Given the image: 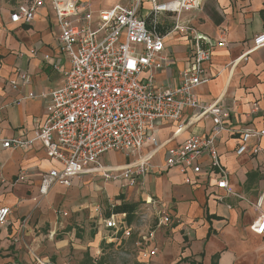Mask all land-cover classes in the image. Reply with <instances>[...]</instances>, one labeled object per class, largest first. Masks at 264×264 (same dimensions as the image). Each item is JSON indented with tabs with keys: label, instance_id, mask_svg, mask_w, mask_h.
I'll return each mask as SVG.
<instances>
[{
	"label": "crops",
	"instance_id": "obj_1",
	"mask_svg": "<svg viewBox=\"0 0 264 264\" xmlns=\"http://www.w3.org/2000/svg\"><path fill=\"white\" fill-rule=\"evenodd\" d=\"M30 1L0 0V138L32 135L36 121L45 116V104L38 97H24L28 92L39 94L59 87L63 83L62 72L69 65L67 57L59 51L60 30L49 2L37 10L30 23L10 21V13L18 5ZM80 1L88 2L93 9L126 3V0ZM180 19L193 33L204 36L211 43L219 39L225 41L223 47L211 46L210 59L204 65L208 81L199 85L195 94L200 103L217 102L228 113L223 121L227 130L221 132L216 146L233 193L218 201L217 197L224 195V191L215 187L216 174L209 167L206 153L197 158L203 172L199 175L189 173L190 184L184 182L176 167H164L170 149L180 146L192 135L207 137L213 128L210 118L193 120V111L185 109L178 122L162 121L154 127L152 134L156 144L147 141L142 149L143 154L153 151L149 162L151 169L135 186H128L123 180L105 182L100 176L91 175L73 181L72 188L94 185L105 192L110 189L111 192H106L107 202L114 199L116 205L121 202L138 204L133 221L127 223L132 227L130 236L112 243L103 238L107 232L95 217V205L90 208V218L95 222L93 238L87 243L89 250H93L91 259L99 258L101 244L122 246L135 233V245L139 234L151 229L154 237L145 241L143 248H154L155 255L146 261L135 259L132 264H264V234L255 231L258 212L254 207L258 197L264 194V149L256 155L249 150L236 155L238 130L244 126L264 128V46L249 52L253 37L264 33V0H202L200 9L182 13ZM160 21L159 29L164 33L173 24V19L167 15H162ZM189 38L188 33H168L164 37L163 53L170 65L152 72L154 86L176 87L179 84V73L190 62ZM53 65H58L59 69ZM18 70L30 76V83L12 89L10 82L16 78ZM253 104L256 110H252ZM253 143L251 140L249 146ZM111 154L120 156L122 161L106 165L123 166L128 162L120 153ZM54 164L38 142L24 150L0 146V206L10 209L7 223L0 226V264H74V259L63 258L68 246L84 249L74 241L70 243L71 237L61 236L49 243L56 259H29L27 253L18 251L22 247L38 246L41 237L36 233L40 228L49 227L48 236L51 237L57 225L54 208L66 205L62 203L61 193L71 187L60 186V194L58 192L47 201L48 194L37 203L32 200L41 174ZM20 173H25V182L17 180ZM97 180H102L103 184L97 185ZM148 197L155 203L147 201ZM86 206L79 204L73 211ZM160 206L170 214V224L157 226L152 219L141 226L140 231L134 229L137 212L146 211L153 217ZM100 207L105 215L111 210L110 207L105 209L103 204ZM262 208L264 210V197ZM63 211L67 210L58 211L62 218L67 216L61 215ZM13 245L16 253L10 255L8 248ZM21 254L23 259H15Z\"/></svg>",
	"mask_w": 264,
	"mask_h": 264
},
{
	"label": "built area",
	"instance_id": "obj_2",
	"mask_svg": "<svg viewBox=\"0 0 264 264\" xmlns=\"http://www.w3.org/2000/svg\"><path fill=\"white\" fill-rule=\"evenodd\" d=\"M49 2L59 27V51L68 59L63 73V83L48 92H28L24 98L38 97L45 104V116L37 120L30 137L0 138L2 149L24 150L38 142L47 157L55 162L39 179L34 202L43 199L55 186L71 187L75 179L85 175L100 176L105 182L123 180L135 186L151 169L153 151L143 154L147 141L156 144L152 132L162 122H175L182 118L185 109L193 111L191 118H210L213 123L207 137L192 135L180 146L170 149L164 167H176L184 182L191 183L189 173L199 175L202 165L197 161L201 153L209 158V167L215 171V187L224 191L217 197L232 194L227 172L222 168L217 151V140L227 130L223 121L228 113L217 102L202 104L195 89L208 81L204 65L211 56V46H225L224 39L210 42L204 36L193 33L190 26L180 19V14L200 9L202 0H126L108 8L93 9L80 0H31L18 5L10 13L12 23H30L37 10ZM170 16L173 24L167 31L160 28V17ZM168 33L190 35V62L179 73L176 87H156L152 72L167 68L170 63L164 52V37ZM264 46V33L252 39L249 52ZM45 58H48L45 55ZM59 69L58 65H53ZM148 76H143L145 72ZM30 76L18 70L10 82L12 89L26 86ZM256 104L252 110H256ZM236 155L249 150L253 155L264 148V128L244 126L240 130ZM254 143L249 146V142ZM260 143H263L261 146ZM117 152L128 159L123 166L106 165L100 161L104 153ZM17 180L25 182V173ZM262 193L254 207L258 212L255 225L257 234H264V210ZM147 201H155L148 197ZM98 223L107 232L104 240L112 243L126 239L132 232L125 214L105 215L100 205L93 207ZM10 209L0 206V226L7 223ZM66 216V211L61 212ZM146 211L136 213L138 230L150 220L157 226L168 225L172 219L166 208L160 206L154 215ZM140 231V230H139ZM154 237L147 229L139 234L135 243L137 259L146 261L155 255L153 248L145 250L143 243Z\"/></svg>",
	"mask_w": 264,
	"mask_h": 264
},
{
	"label": "rangeland",
	"instance_id": "obj_3",
	"mask_svg": "<svg viewBox=\"0 0 264 264\" xmlns=\"http://www.w3.org/2000/svg\"><path fill=\"white\" fill-rule=\"evenodd\" d=\"M100 161L107 164L119 163L122 161V158L108 152L101 155ZM96 184L99 186L102 185V180H97ZM60 190H62L60 186L53 187L45 197V200L47 201L55 197V195L57 196V193ZM106 192L109 193L111 190L107 189ZM106 192L102 188H95L94 185L71 187L63 191L61 193V197H63L62 203L66 204L65 206L67 207L60 206L59 204L54 208L56 215L55 221L57 225H55L52 229L53 233L51 237L48 236L50 234L48 231L49 227L40 228L36 233V236L39 235L41 237L40 240L37 241V243H39L38 246L32 249L22 247L19 248L18 251H22L24 254L27 253L29 259H36V257L40 259H56L57 256L52 252L49 243H52L55 239H58L61 236H67L68 238H72L70 243H73L74 241V243L84 247V249L80 250L81 248H74L73 245L68 246V251L63 258L74 259V264H132V262L137 259L136 247L133 244L136 239V234L134 233L136 231L133 232L134 234L129 240L127 239L126 242L124 241L125 243L122 244V246L110 247L101 244V255H99L98 259H91L90 253L92 254L93 250H89L87 243H89V241L93 238V235L91 234L95 230V222L92 218H90V208L97 203L99 205L103 204L105 209L110 207L111 204L116 205L114 204V199L107 202ZM79 204H86L87 206L80 211H73V209H75ZM61 209L67 210L66 212H68V214L66 217L62 218L59 215L58 211ZM61 222H64L63 226L60 225ZM135 224L137 227V224L139 223L136 222ZM66 227H71V231L69 233L63 232H66ZM136 227H134V229H136ZM8 250L10 251V255L16 253L14 245L9 247ZM22 256L23 254L18 255L15 259H23Z\"/></svg>",
	"mask_w": 264,
	"mask_h": 264
},
{
	"label": "trees",
	"instance_id": "obj_4",
	"mask_svg": "<svg viewBox=\"0 0 264 264\" xmlns=\"http://www.w3.org/2000/svg\"><path fill=\"white\" fill-rule=\"evenodd\" d=\"M137 203H127V202H121L118 205H112L110 207V211L107 212H113V213H124L125 214V220L127 223H131L135 217L134 212L137 208ZM70 230L71 227H66V230Z\"/></svg>",
	"mask_w": 264,
	"mask_h": 264
}]
</instances>
